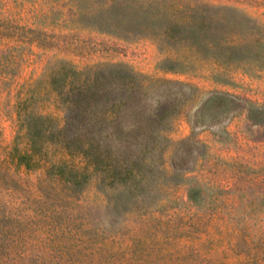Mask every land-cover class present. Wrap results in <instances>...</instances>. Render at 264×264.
<instances>
[{
    "label": "rangeland",
    "instance_id": "374dc122",
    "mask_svg": "<svg viewBox=\"0 0 264 264\" xmlns=\"http://www.w3.org/2000/svg\"><path fill=\"white\" fill-rule=\"evenodd\" d=\"M97 1L0 0V264H264V0H189L227 6L193 48L95 30L79 13ZM63 61L136 83L112 141L128 175L71 186L17 162L18 97L59 113Z\"/></svg>",
    "mask_w": 264,
    "mask_h": 264
},
{
    "label": "trees",
    "instance_id": "16d2710c",
    "mask_svg": "<svg viewBox=\"0 0 264 264\" xmlns=\"http://www.w3.org/2000/svg\"><path fill=\"white\" fill-rule=\"evenodd\" d=\"M92 5L79 14L95 30L152 36L160 45L178 40L192 48L200 43L203 31L223 24L213 15L227 8L194 5L189 0H99ZM202 43L207 50L214 47L211 41ZM47 84L53 108L59 113L34 108L35 94L29 90L15 104L17 129L26 143L17 162L26 168L43 166L47 174L71 186L80 185L88 172L107 170L111 180L121 173L128 175L112 162V141L124 132L120 119L127 120L136 105L132 104L137 95L136 83L128 70L115 66L107 71L91 66L78 68L63 61L51 72ZM161 112L159 108L153 116L160 118Z\"/></svg>",
    "mask_w": 264,
    "mask_h": 264
}]
</instances>
